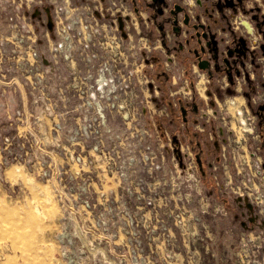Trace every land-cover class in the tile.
Listing matches in <instances>:
<instances>
[{
	"label": "water",
	"instance_id": "95a60500",
	"mask_svg": "<svg viewBox=\"0 0 264 264\" xmlns=\"http://www.w3.org/2000/svg\"><path fill=\"white\" fill-rule=\"evenodd\" d=\"M248 1L0 0V7L1 17L6 16L11 29L24 35L27 46L37 53L48 95L43 104H50L61 122L70 129L84 126L83 130L91 135L109 136L148 201L172 195L199 206L204 204L202 212L208 214L218 196L222 205L234 210L236 222L228 223L229 233L245 236L247 244L253 242L252 236L264 250V104L257 110L250 108L249 113L238 109L233 118L227 111L209 114L204 111L205 102L196 100L190 121L182 118L184 125L175 128L174 120L164 121L165 111L151 114L146 104L151 101L157 107L158 101L167 98L168 113L179 108L185 115L184 106L179 107L183 104L179 93L184 82L181 71L193 62L199 70L213 71L218 78L226 76L230 86L236 83L228 58L236 53L246 59L247 40L230 27L227 34L221 27L219 34L217 24L239 12L251 13L252 9L246 7ZM140 10L153 11L147 22H158V16L163 20L158 25L164 39L163 52L147 51L140 44L139 38L149 35L142 19L141 32L135 28L134 19L141 18ZM261 18L259 32L264 25V16ZM251 19L257 21L258 15ZM166 24L174 34L172 42L164 33ZM107 38L118 44L114 52L103 49L102 42ZM235 42H240L243 51H230ZM261 49L264 51V45ZM198 51L215 64L212 69L199 62ZM254 52L250 51L251 57ZM239 75L237 68L235 76ZM209 105L213 107L214 103ZM232 120L238 132L230 129ZM199 133H203L199 145L192 144V138L198 139ZM257 135L262 158L259 164L249 139ZM202 143L211 150L209 161H200L196 154L188 153L195 147L203 150ZM224 176L228 187L237 191L233 200L220 195L226 186ZM149 180L165 184L166 192L152 196ZM193 218L197 220L196 213ZM222 218L228 220L226 215ZM248 252L251 254L249 249Z\"/></svg>",
	"mask_w": 264,
	"mask_h": 264
},
{
	"label": "crops",
	"instance_id": "0c3cea01",
	"mask_svg": "<svg viewBox=\"0 0 264 264\" xmlns=\"http://www.w3.org/2000/svg\"><path fill=\"white\" fill-rule=\"evenodd\" d=\"M149 40L160 47L156 37ZM26 43L24 35L11 29L8 18L0 16V146L17 149L7 158L0 154L5 176L23 173L53 194L56 207L69 210L74 233L87 242L90 254L101 246L100 257L123 258L128 264H153V254L155 259L166 258L168 251L162 245L153 248L154 233L163 232V242L167 237L173 240L171 213L186 215V211L163 209L161 216L162 208L154 206L141 217L146 206L118 145L109 136L85 132L84 126L70 129L50 104H43L48 95L41 65ZM196 89L206 98L215 86L201 78ZM13 178L11 184H16Z\"/></svg>",
	"mask_w": 264,
	"mask_h": 264
},
{
	"label": "rangeland",
	"instance_id": "374dc122",
	"mask_svg": "<svg viewBox=\"0 0 264 264\" xmlns=\"http://www.w3.org/2000/svg\"><path fill=\"white\" fill-rule=\"evenodd\" d=\"M9 151L15 153L17 149L0 146L1 158H7ZM3 166L4 162H0V264H128L123 258L100 257L101 246L90 254L85 247L87 242L74 233L69 210L57 208L54 195L23 173L11 172L16 181L11 184L14 178L5 176ZM194 205L195 209L186 215L171 213L173 240L167 237L163 242L164 233L159 230L153 234V248L160 244L168 251L166 258L155 259L153 254V264H264V260L258 259L255 242L247 244L245 236L229 233L230 222L224 221L223 214L215 215L210 209L209 215L205 214L208 224L199 227L193 213L200 218L202 209L196 207V202ZM147 212L148 208H143L141 217ZM163 212L158 210L161 216ZM215 221L222 240L218 254L213 243Z\"/></svg>",
	"mask_w": 264,
	"mask_h": 264
},
{
	"label": "flooded vegetation",
	"instance_id": "af4514ba",
	"mask_svg": "<svg viewBox=\"0 0 264 264\" xmlns=\"http://www.w3.org/2000/svg\"><path fill=\"white\" fill-rule=\"evenodd\" d=\"M246 7L248 9H252V12L248 14H242L239 12L233 18H228V20H221L222 22L221 25L217 24V27H218L217 30L219 31L218 32L219 34H221V31H220L221 27L225 29V34H227V30H228L227 28L230 27L233 30L237 31L239 33V36H243L247 40L246 47L248 49L247 51H245L246 59L243 58L242 56L239 57L238 54L236 53L233 54L232 58H228V61L231 66L230 72L232 74V79L233 81H236V83L233 86H230L229 83L227 82L226 76L222 75L221 78H218V75H216V73H214L213 71L211 73H208L207 72L208 70H199L196 66V63L193 62L191 66H187V68H184L181 71V75L184 78V82L179 89V93L183 96V104H180L179 107L180 106L182 107V105L184 106L183 111L185 115L182 116L179 108L177 111H174L172 114L168 113V109L166 108V102L168 101L167 98H163V101H160V102L158 101V103H156L157 107L155 106L154 103H151V101H147L146 104L151 114H154V113L161 114V112L165 111L166 118H164V121L166 119H168L169 121L174 120V122H176V124H174V128H175L177 126L184 125L183 122L181 121L182 118L186 117L187 121L188 122L190 121L189 114L192 109V105L195 103L196 100L199 102H205L206 109L204 111L209 114L211 111H215L218 113L227 111L233 116V118H234L235 111L238 109L244 110L246 113H249L250 108L257 110L259 107L263 106L264 104V56H263V52L264 51H262L261 46L264 45V25L262 26V32H259L257 24L261 23L262 21L261 16L262 15L264 16V0H249L247 2ZM257 8H259V11H256ZM8 11L11 12V8L8 9ZM225 11L227 13H231L230 10H225ZM123 12L125 13L124 10ZM151 12L153 13V11ZM150 13L144 10H140L141 18L134 19V25L138 33L141 32L140 23H139L140 19H142V26L144 27V29L149 31V35L140 37L139 42L143 47L146 48L147 51L157 50V51L163 52L164 51L163 49L164 39L162 38L163 36L162 32L158 29V25H161L163 20L161 19L160 16H158V19H159L158 22H154L153 20H151L150 22H147V18L149 17ZM1 14H2V9L0 7V16ZM252 15H258V20L257 21L252 20L251 19ZM179 23L181 24V22ZM164 33L167 39L170 42H172L174 38V34L171 32L168 24H166V27H164ZM151 37H156V39L160 41L159 48L154 47L152 40L151 41L149 40ZM143 39L148 40V42L143 43ZM240 45H241L240 42H235L233 45L230 46V51L233 52V49L235 50L238 49V51L239 50L243 51V47H241ZM102 47L104 50L108 52H114L115 50L118 49L119 46L118 44L114 42L113 38L112 39L107 38L104 42H102ZM250 51H255L254 57H251ZM196 53H197L198 58H200L199 62L201 64L205 66H209L210 69L213 68L215 64L212 63V61L207 59L206 54H202L199 51ZM233 60L235 61L234 64H232ZM241 62L244 65L243 67H240ZM237 68L240 70V75L238 77L235 76V70ZM201 78L206 79V82L210 84L211 86H215V89L213 90V92L208 91V93L206 94V98L202 97L196 89V84ZM156 81L157 80L153 79L152 80L153 84H156ZM171 83L173 85L176 84V81L174 78H172ZM227 91L230 92V94H228ZM209 102L214 103V106L211 107L209 105ZM248 104H250V106H248ZM133 110H135L134 107L130 110L131 114ZM252 120L253 121L256 120V117L253 116ZM231 127L232 128L230 129L238 132V129L235 125L234 120L231 121ZM202 134L203 133H199L198 139L192 138V141H193L192 144L196 143L197 145H199L198 140L200 139ZM257 137L258 135L251 137L249 139L252 141V145L254 146V152L256 155V162L259 164L262 161V158L260 157L261 150L257 148V145L259 143V140ZM201 142H203V139H201ZM202 146H203V150H201L200 147L198 148L195 147L193 152L188 151V153L190 156L196 154L200 161L204 159H208L209 161L212 156L211 150L207 149V146H208L207 143L206 144L202 143ZM243 149L246 150L244 146H243ZM245 157L248 159L247 154H245ZM224 180H225L226 186L222 192L220 191V195H224L227 198L233 200V198L237 195L236 193L237 191L236 189L228 187L226 176H224ZM147 184H148V188L152 196H154V194L159 195L160 193L166 192V190L163 188L165 184L158 183L157 181H154V180H149ZM138 186L139 185L137 183V187ZM187 187L188 189L190 188L189 185H187ZM138 192L141 197V203L146 207L152 208L154 206H157L162 209H173L176 207L178 209H184L186 212L187 211L191 212L190 209H195V205H194L195 202L187 201V200L185 201L181 198L174 197L172 195H169L166 198L157 197V198L151 199V201H148V199L145 198L140 193L139 189H138ZM217 199L211 208L214 214L215 215L217 214L226 215L229 222L234 221V216H233L234 210L233 212H231L230 208H227V204H225V206L222 205V199L220 200L218 196H217ZM202 205L203 206H199V204L196 202V207L203 210L204 204ZM202 210H201V214L199 215L200 218L197 216L196 221L199 227L204 228L205 224H208V223H207V219H205V214L202 212ZM213 227H214V230H213L214 231V234H213L214 249H215V252L218 254L222 240L220 241L221 236L219 232L217 231V229L220 228V226L218 227L217 221L213 223ZM249 237L252 238L253 242L257 244V250H258V256H259L258 259L260 258L261 260H264V250L261 249L258 240H256L252 236H249ZM260 241H263V239Z\"/></svg>",
	"mask_w": 264,
	"mask_h": 264
}]
</instances>
